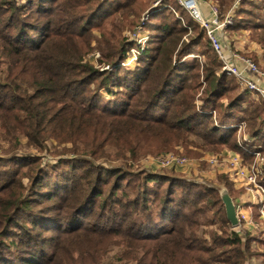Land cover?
Wrapping results in <instances>:
<instances>
[{
    "label": "trees",
    "instance_id": "1",
    "mask_svg": "<svg viewBox=\"0 0 264 264\" xmlns=\"http://www.w3.org/2000/svg\"><path fill=\"white\" fill-rule=\"evenodd\" d=\"M64 1L1 0L0 3V135L9 145L7 149L0 145L1 153L8 155L0 156V162L10 160L19 165L12 169L15 180L0 178V184L10 185L0 201V264H98V257L94 260L92 257L103 252L91 251L81 243H72L69 252L73 258L64 262L59 258L64 255L59 242L73 232L79 234L88 217L99 229L89 230L95 235L111 234L121 245L125 244L124 236L155 243L158 247L153 261L157 264H245L250 245L236 232L225 238L214 237V233L210 236L214 243L221 241V247L224 243L229 247L221 252L227 255L224 259L215 253L216 248H203L204 240L197 236L201 225L196 218L202 212L192 206L195 201L191 198L192 191L175 195L172 186H167L163 195L151 198L148 192L151 187H164L163 180L172 182L161 174L144 172L136 183L132 179H138L137 174L120 168H102L81 158H60L56 165H46L38 154L16 156L22 138L27 141V149L39 153L54 141L59 146L72 145L69 152L81 157L99 150L104 156L107 146L128 141L139 133L157 139L163 135H183L185 142L195 131L209 145H228L234 134L220 127L230 124L229 117L222 125L209 127L206 119L215 116L208 117L196 109L198 93L202 92L199 109L213 113L217 109L214 99L228 97L234 85L222 70L223 64L206 35L214 55L210 64L200 65L196 59L179 66L180 57L174 55L189 28L176 15L196 21L177 2L168 0L161 4L174 6L164 11L174 20L160 26L158 44L145 53L142 63L132 70L115 72L126 56L124 44L108 43L107 50L101 48L97 60L100 68L86 61L91 48V28L82 21L87 16L81 19L63 9ZM206 1L216 3L222 13L235 3V0ZM58 12L70 20H63L58 26L59 18H48ZM258 29L264 31V24L258 25ZM188 48L184 44L180 51L184 54ZM104 66L108 69L100 70ZM113 86L124 87L125 93L129 91L128 100L112 104L115 102L109 103L101 96L100 90L114 94L110 90ZM248 97L250 94L245 91L237 100ZM261 111L264 112L263 100L253 110L243 111L250 117L247 122L252 138L264 131ZM147 127L153 130L148 132ZM64 151L67 152L66 148ZM68 164L71 169L66 168ZM23 169H27V185L22 180ZM126 177L131 178L125 181ZM35 189L43 201L62 211L49 213L45 208L36 213L35 205L42 201L30 197V191ZM214 193L208 190L209 195ZM140 212L144 218H135ZM102 219L113 228H102ZM221 223L228 226L226 215ZM53 243L54 250L49 253Z\"/></svg>",
    "mask_w": 264,
    "mask_h": 264
},
{
    "label": "rangeland",
    "instance_id": "2",
    "mask_svg": "<svg viewBox=\"0 0 264 264\" xmlns=\"http://www.w3.org/2000/svg\"><path fill=\"white\" fill-rule=\"evenodd\" d=\"M25 1L26 0H20L21 3ZM158 1L159 0H65V3L63 2V9H67L68 12H74L76 16H80L81 19L87 16L86 19L82 21V24L91 28V48L85 56L86 61L100 68L97 60L101 57V48L107 50L108 43L116 44L117 42H121L124 44L122 47H124L126 56L119 63L115 72H118V70L126 72L127 70H132L139 66L140 62L142 63L145 53L157 46V37L161 34L159 30L161 28L160 26L174 20L171 14L164 12L166 9L172 10L174 6L170 3L162 6ZM245 1L246 2L243 3V1L240 0L235 8L233 14L234 24L228 29L223 30L220 35L228 55L249 59L257 64L260 71L264 73V31L258 29V25L264 24V9L262 8L264 0ZM203 2L204 4L212 3L218 7L214 2L206 0H203ZM45 5L50 6L49 3ZM93 11H95V13L91 15ZM219 11L222 17L228 13V11L222 13L220 9ZM50 16L52 17L48 18H59V20L56 21L58 26L63 20H70L63 12L54 13ZM176 16L178 19L182 20V25L189 28L188 34L183 37L174 55L175 58L179 59L180 57L179 66L187 65L186 61L196 59L199 61L200 65L210 64L211 57L214 55L205 37V35L207 36L205 28L198 22L186 20L185 16L182 14H177ZM26 19L33 22L30 18L26 17ZM26 19L25 21H28ZM241 24H243V26L239 27ZM184 44L189 45V48L183 54L180 50ZM149 54V56H151V54L154 53L152 52ZM105 69H108V66H104L100 70ZM226 75L230 77L232 80L230 84L234 85V87L230 95L227 94L229 95L228 97L214 99L217 100V109L213 111V113L199 109L202 105V102L199 100L202 92L196 95L195 105L197 107L196 109L200 110L199 112H202L206 116L208 115L209 117L211 114L215 116L206 119L205 122L209 124L207 125L209 127L211 124L222 125L225 118L227 117L228 119L229 117L227 122H230V124L220 126L222 130L234 132L228 145H222L220 143L209 145L202 141V134L195 131L187 137L188 139L185 142L182 141L183 135H163L162 139H157L156 137L139 133L131 137L128 141H121L119 144L112 143V145L107 146L104 156L100 154L101 151L99 150L94 155L77 157L69 152V149L72 147L70 144L65 147L63 145L59 146L54 141H51L48 149L43 153H39L35 149H27V141L22 138V146L16 152V156H34L38 154L42 162L46 165H56L60 158L63 160L81 158L87 162L94 163L96 166H102V168L111 170L120 168L123 172L127 170L128 172L137 174L138 179H132L133 182L136 183H139L141 175L144 172L154 175L161 174L172 182L163 180L161 185H164V187L159 186L158 189L151 187V190L148 191L152 194L151 198H153L155 194L163 195L167 190V186H172L175 190V195L181 194L180 192H188V189L192 191L191 198L195 200L192 206L194 209L202 212L198 214L196 218L201 225L197 236H199L201 240H204L202 244L204 249L207 246L216 248L215 253L218 254L221 259L226 258L227 255L221 252L227 250L229 247L225 243L221 247V241L214 243L210 239V236L214 233V237L225 238L233 235V232H236L243 241L249 243V254L252 252L254 254L253 256L248 254L245 264H264V221L261 218V207L258 204L259 199L255 193L249 191L250 186H248V188L245 182L237 177L234 172V168L238 166L243 170L255 168L259 171V184L264 186V161L259 160L264 157V131L255 138H252L250 123L247 122L250 117L243 112L246 109L253 110V108L258 106L264 99L256 93L253 95V92L251 93V91L247 90L236 77L228 73H226ZM93 88L96 89V85ZM110 88H112L110 90H113L114 94L108 93V91H99L102 97L110 100L109 103L115 102L112 104H122L124 101L128 100L129 91L125 93L124 87L113 86ZM245 91L249 92L250 97L243 101H238L237 97L242 96ZM118 97L120 98L119 100ZM260 114L262 118H264V112L261 111ZM145 130L151 132L153 129L147 127ZM0 145L2 149H7L9 147L8 142L1 139V135ZM65 148L67 152L64 151ZM60 151H62L60 155H55V152L59 153ZM1 152L2 151H0V156L3 158L8 156ZM254 153H260L263 156L256 157L252 155ZM236 155H239L241 160L238 165L233 163ZM166 156L185 158L188 163L186 166L172 167L159 165L157 159ZM13 157L14 155L11 156V158ZM211 158H215L216 162L212 163ZM17 166H19L17 163L10 160L0 162V178L4 180H15L17 177L12 172V169ZM66 168L71 169L69 164ZM22 172L24 173L22 179L23 183L27 185L29 184L28 178L25 177L27 169H23ZM130 178L131 177H126L125 181ZM235 185H238L237 190L234 188ZM9 186L10 185L5 182L0 184V201L6 196L5 194H7ZM38 189H35L36 191H30L31 198L42 201L35 205L36 213H40L46 209H48L47 211L49 213L62 211V209L57 208L56 205L43 201L40 195H37ZM222 189L228 191L236 206H241L242 211L248 213L249 219L256 224L254 228L249 229L247 225L245 226L244 224L233 228L230 223L228 226L221 223L226 215L225 207L224 204H222L223 202H221L220 196ZM208 190L214 191L215 193L209 195ZM197 191L198 193H196ZM245 193L252 196L253 201H255L259 207L247 209V206L239 200L241 195ZM134 217L137 219L144 218L141 212L134 215ZM95 218L96 216L94 219ZM102 220V228H113L112 226L114 225L107 224L104 219ZM91 222L92 217H88L79 234L73 232L59 242V250L64 253V255L62 257L59 256V258H63V262L64 259L69 260V258H73L71 252H69V250L72 249V243H81V245L86 244L84 248L91 251L96 249L103 252L99 255L95 254V256L92 257V260L98 257V264H157L155 259L153 261L155 249L158 247L155 243L145 239H138L136 237L126 238L124 236L123 240L125 244L121 245L117 242L118 239L111 234L97 233L95 235V233L89 231L91 229L93 230V228H97L93 226ZM69 227L70 225L67 224L66 229ZM97 230L99 229L97 228ZM55 234L57 235V233ZM52 245V247H49V253L54 250V243ZM198 248L201 249L202 247L198 246ZM198 252L199 251H197V254ZM77 258L78 257H76V259ZM87 262L91 263L92 261L87 260ZM159 262L161 263V260ZM48 264L54 263L50 262Z\"/></svg>",
    "mask_w": 264,
    "mask_h": 264
},
{
    "label": "built area",
    "instance_id": "3",
    "mask_svg": "<svg viewBox=\"0 0 264 264\" xmlns=\"http://www.w3.org/2000/svg\"><path fill=\"white\" fill-rule=\"evenodd\" d=\"M166 1L168 0H159L158 3L162 4ZM173 1L177 2L178 5L183 8L187 13H189V15L196 22H198L203 28H205L210 44L216 52L219 60L223 64L222 70L240 80L247 90L258 94L264 99V85L259 81L262 80L264 82V73L260 71L257 64H255L253 61L246 58H239L235 55H228L225 51L223 40L220 35L223 30L228 29L234 24L233 14L240 0H236L234 5L228 11L227 15L223 17L221 16L220 11L216 5L212 3L204 4L203 0ZM204 8L207 9L208 14L204 13ZM239 63L242 64L243 68L241 67V65H239ZM249 74H252L253 76H250ZM252 155L256 157L263 156L260 153H254ZM259 160L264 161V157ZM211 162L215 163L216 159L211 158ZM240 162L241 160L239 155H236L234 157L233 163L235 165H238L240 164ZM157 163L165 167H172L186 166L188 161L185 158H180L176 156H166L157 159ZM234 172L237 177H239L245 182L247 187L250 186L249 191L251 193H255V195L258 196V204L261 207V218L264 221V186L262 184H259V171H257L255 168L251 170H243L240 169V167L238 166L234 168ZM236 210L239 220L238 227L241 224H244L245 226L247 225L249 229L254 228L256 226L255 222L249 219L248 213L242 211L241 206H236Z\"/></svg>",
    "mask_w": 264,
    "mask_h": 264
},
{
    "label": "water",
    "instance_id": "4",
    "mask_svg": "<svg viewBox=\"0 0 264 264\" xmlns=\"http://www.w3.org/2000/svg\"><path fill=\"white\" fill-rule=\"evenodd\" d=\"M220 196L225 207L226 218L228 222L232 225L233 228L238 227L239 220L237 216L236 205L233 199L231 198L226 189H222Z\"/></svg>",
    "mask_w": 264,
    "mask_h": 264
},
{
    "label": "crops",
    "instance_id": "5",
    "mask_svg": "<svg viewBox=\"0 0 264 264\" xmlns=\"http://www.w3.org/2000/svg\"><path fill=\"white\" fill-rule=\"evenodd\" d=\"M204 13L205 14H208V11H207V9H205L204 8ZM239 65H241V67L243 68V66H242V64L241 63H239ZM250 76H253L252 74H249ZM260 81V83H264L262 80H259ZM236 190L238 189V185H235V187H234ZM252 196H249L248 194H242L241 195V197H240V201H241V203H244L246 206H247V209H252V208H257V207H259L258 206V204L255 202V201H253V197L251 198Z\"/></svg>",
    "mask_w": 264,
    "mask_h": 264
}]
</instances>
